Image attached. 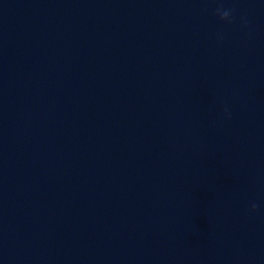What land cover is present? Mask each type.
Listing matches in <instances>:
<instances>
[{
	"label": "water",
	"instance_id": "95a60500",
	"mask_svg": "<svg viewBox=\"0 0 264 264\" xmlns=\"http://www.w3.org/2000/svg\"><path fill=\"white\" fill-rule=\"evenodd\" d=\"M0 264H264V0H0Z\"/></svg>",
	"mask_w": 264,
	"mask_h": 264
},
{
	"label": "clouds",
	"instance_id": "9594fccd",
	"mask_svg": "<svg viewBox=\"0 0 264 264\" xmlns=\"http://www.w3.org/2000/svg\"><path fill=\"white\" fill-rule=\"evenodd\" d=\"M216 14L219 16V18H220L221 20H225V21H229V22H231V11H230V10H225V9H223V8H218V9L216 10ZM256 208H257V205L253 203V204L251 205V210H252V211H255Z\"/></svg>",
	"mask_w": 264,
	"mask_h": 264
}]
</instances>
